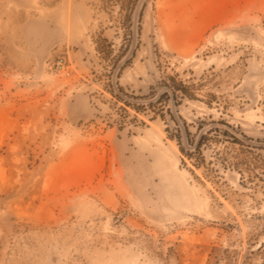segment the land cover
<instances>
[{
    "label": "rangeland",
    "instance_id": "obj_1",
    "mask_svg": "<svg viewBox=\"0 0 264 264\" xmlns=\"http://www.w3.org/2000/svg\"><path fill=\"white\" fill-rule=\"evenodd\" d=\"M0 264H264V0H0Z\"/></svg>",
    "mask_w": 264,
    "mask_h": 264
},
{
    "label": "trees",
    "instance_id": "obj_2",
    "mask_svg": "<svg viewBox=\"0 0 264 264\" xmlns=\"http://www.w3.org/2000/svg\"><path fill=\"white\" fill-rule=\"evenodd\" d=\"M169 83L166 85V91L164 92V96L172 99L175 104H178L180 101L185 98H191V94H189V89L183 84V82L179 81L176 77H170L167 79ZM154 94L149 96V99L153 98ZM153 103L148 104L147 106H151Z\"/></svg>",
    "mask_w": 264,
    "mask_h": 264
},
{
    "label": "built area",
    "instance_id": "obj_3",
    "mask_svg": "<svg viewBox=\"0 0 264 264\" xmlns=\"http://www.w3.org/2000/svg\"><path fill=\"white\" fill-rule=\"evenodd\" d=\"M52 72L57 77L67 79L71 76V64L65 56H59L52 65Z\"/></svg>",
    "mask_w": 264,
    "mask_h": 264
}]
</instances>
